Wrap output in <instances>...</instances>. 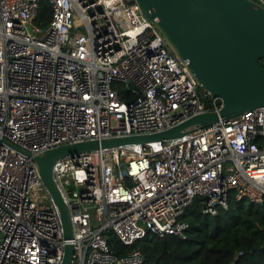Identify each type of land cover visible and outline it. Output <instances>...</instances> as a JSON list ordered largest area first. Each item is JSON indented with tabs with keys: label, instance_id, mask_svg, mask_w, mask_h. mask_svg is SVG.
I'll return each instance as SVG.
<instances>
[{
	"label": "built area",
	"instance_id": "1",
	"mask_svg": "<svg viewBox=\"0 0 264 264\" xmlns=\"http://www.w3.org/2000/svg\"><path fill=\"white\" fill-rule=\"evenodd\" d=\"M40 1L0 0V264H60L65 242L70 264H142L134 241L182 238L193 199L211 216L264 201L262 106L175 139L58 159L51 175L72 230L64 240L33 155L160 131L217 112L220 100L198 87L133 0H43L48 18L37 22ZM109 235L129 251L116 255Z\"/></svg>",
	"mask_w": 264,
	"mask_h": 264
},
{
	"label": "water",
	"instance_id": "2",
	"mask_svg": "<svg viewBox=\"0 0 264 264\" xmlns=\"http://www.w3.org/2000/svg\"><path fill=\"white\" fill-rule=\"evenodd\" d=\"M139 13L161 35L169 50L185 66L198 87L220 100L217 112L189 116L152 133L90 138L45 149L32 160L55 206L62 238L72 236L68 210L52 179V166L64 156L119 149L130 145L175 139L206 127L219 118L231 120L264 106V7L253 0H133ZM30 31V28L28 27ZM4 142L14 150L27 152ZM164 251V240L160 238ZM60 264H70L72 245L65 242Z\"/></svg>",
	"mask_w": 264,
	"mask_h": 264
},
{
	"label": "trees",
	"instance_id": "3",
	"mask_svg": "<svg viewBox=\"0 0 264 264\" xmlns=\"http://www.w3.org/2000/svg\"><path fill=\"white\" fill-rule=\"evenodd\" d=\"M48 13V3L40 1L35 20H46ZM257 63L264 69V58ZM180 219L186 223L183 237L165 235L164 251L160 238L151 233L134 241L133 247L143 254L142 264H264V201L231 202L211 216L201 212V200L195 198ZM106 242L116 255L130 249L111 235Z\"/></svg>",
	"mask_w": 264,
	"mask_h": 264
},
{
	"label": "rangeland",
	"instance_id": "4",
	"mask_svg": "<svg viewBox=\"0 0 264 264\" xmlns=\"http://www.w3.org/2000/svg\"><path fill=\"white\" fill-rule=\"evenodd\" d=\"M88 210H89V212H92V207L89 206V207H88Z\"/></svg>",
	"mask_w": 264,
	"mask_h": 264
}]
</instances>
